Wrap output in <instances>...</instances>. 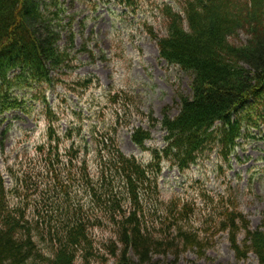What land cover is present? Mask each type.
Here are the masks:
<instances>
[{"label": "trees", "instance_id": "trees-1", "mask_svg": "<svg viewBox=\"0 0 264 264\" xmlns=\"http://www.w3.org/2000/svg\"><path fill=\"white\" fill-rule=\"evenodd\" d=\"M88 1L95 10L102 0ZM107 2L128 10L137 6V0ZM72 4L0 0V126L6 115L29 119L34 113L44 124L40 140L17 163L20 169L0 166V264H77L79 256L80 264L105 257L114 264H156L155 256L166 255L176 264L181 254L193 248L200 254L208 246L202 233L218 232L226 233L238 258L253 253L264 264V229H249L232 196L212 197L220 205L212 211L217 222L198 230L192 227L197 202L178 194L164 201L159 184L163 168L186 177L211 154L220 169L230 168L241 141L264 138V0L157 5V31L145 24L146 30L159 59L187 74L189 94L178 96L174 116L168 107L159 122L148 116V123H158L165 133L163 147H146L149 130L132 128L131 142L147 160L120 150L121 117L108 128L89 122L96 114L101 121L110 104H124V112L133 107L142 116L139 99L103 90V102L70 109L64 129L66 97L58 94L60 104L48 101L47 90L56 85L78 102L93 84L103 89L92 76L71 77L78 51L88 50L84 44L75 49L79 14L67 13ZM208 195L204 189L197 195L205 206ZM96 230L109 236L102 247Z\"/></svg>", "mask_w": 264, "mask_h": 264}, {"label": "rangeland", "instance_id": "rangeland-1", "mask_svg": "<svg viewBox=\"0 0 264 264\" xmlns=\"http://www.w3.org/2000/svg\"><path fill=\"white\" fill-rule=\"evenodd\" d=\"M67 1L73 3L67 13L76 11L79 14L73 26V30L77 33L75 49L80 50L83 44L88 49L85 52L78 51L77 68H73L71 77L92 76L103 89L93 84L83 94L84 98L80 102L61 85H56L54 89L51 87L54 92L47 90L49 102L60 104L61 96L58 94L66 97V104H61L68 117L60 120L61 128L64 129L65 123L71 120L70 109L77 110L93 102L95 106L98 100L103 102L105 100L102 96L103 90H123L136 101L138 99L141 101L140 108L144 115L136 116L133 107L124 112V104L115 106L110 104L101 121L96 114L89 122L97 123L99 128H108L115 123L117 117H121L122 126L117 132L120 150L125 155H135L147 160L148 154L141 152L131 142L132 128L141 127L149 130L151 140L146 142V147H163L162 138L165 133L158 123L150 125L148 116L151 114L152 118L159 122L165 107H168L169 115L174 116L178 112V96L189 94V77L179 68L167 65L159 59L155 42L148 35L145 27L147 24L157 31L159 25L157 5L163 2L173 3L175 0H137V6L132 10L121 8L107 0L100 1L95 10H91L88 0ZM82 19L86 22L82 25L78 24L77 21ZM239 39L242 41L244 37L240 35ZM88 51L93 52L94 57L88 56L90 54ZM70 81L68 79V82ZM82 112L85 114L86 110L83 109ZM131 112L134 114L132 117H130ZM35 114L29 119L20 117L12 120L6 115V122L0 126V148L5 149L4 154L0 153L2 168L20 169L21 166L19 167L17 163L40 140L44 124ZM10 120V126L3 134L2 131ZM127 122L129 124L126 128L124 126ZM216 160L215 154H211L210 159H204L203 163L199 162L191 166L186 177H181L176 170L163 168L159 180L162 199L169 201L173 194L180 195L181 199L185 197L194 199L198 206L192 227L200 230L205 223L214 225L218 215L217 212L213 215L212 211L220 205L210 199L232 196L236 202L235 207L245 215L249 229H264V138L241 141L240 147L236 149L235 156L231 159L230 168L220 169ZM90 164L92 165V160ZM23 170H28L27 165ZM4 175L7 185H12L13 181L10 177ZM201 189L209 192L208 206H205L202 199L197 196ZM94 236L99 247L109 240L105 231L96 230ZM201 236L208 239V246L200 254L195 248L181 254L176 264H259L253 253H248L245 258H238L231 248L226 233L218 232L214 235L202 233ZM241 240L242 234H239L237 241ZM80 259L79 256L77 264L83 262ZM153 261L156 264H170L173 257L155 256ZM89 264H114V262L111 257H105L92 259Z\"/></svg>", "mask_w": 264, "mask_h": 264}]
</instances>
